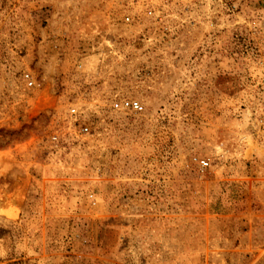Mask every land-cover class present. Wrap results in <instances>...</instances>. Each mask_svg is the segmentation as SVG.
<instances>
[{
    "label": "rangeland",
    "instance_id": "1",
    "mask_svg": "<svg viewBox=\"0 0 264 264\" xmlns=\"http://www.w3.org/2000/svg\"><path fill=\"white\" fill-rule=\"evenodd\" d=\"M129 3L0 0V264H264V0Z\"/></svg>",
    "mask_w": 264,
    "mask_h": 264
},
{
    "label": "built area",
    "instance_id": "2",
    "mask_svg": "<svg viewBox=\"0 0 264 264\" xmlns=\"http://www.w3.org/2000/svg\"><path fill=\"white\" fill-rule=\"evenodd\" d=\"M126 2H130L129 4L133 5V4H139L140 0H121V3L123 4V6L124 5L126 6ZM148 13L151 14L152 10H149ZM135 15H137V10H135L134 12H125L124 17L127 21H131V20H133ZM263 61H264V56H263ZM24 80L26 81L28 86H33L35 83L33 74L30 72H26L24 74ZM113 107L115 109H119V110H133L136 112H140L144 109L143 104L139 100L130 99V98H122L118 101H115L113 103ZM70 114L74 115L75 117H78L81 113L79 112V109L77 107H72L70 109ZM81 131L82 132H88L89 127L83 126V127H81Z\"/></svg>",
    "mask_w": 264,
    "mask_h": 264
}]
</instances>
